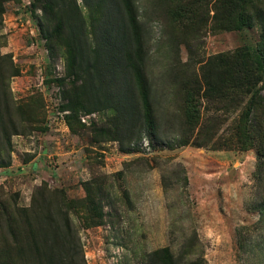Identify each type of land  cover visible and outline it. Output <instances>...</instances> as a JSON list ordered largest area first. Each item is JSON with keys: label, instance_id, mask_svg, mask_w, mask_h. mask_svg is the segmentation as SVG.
<instances>
[{"label": "rangeland", "instance_id": "1", "mask_svg": "<svg viewBox=\"0 0 264 264\" xmlns=\"http://www.w3.org/2000/svg\"><path fill=\"white\" fill-rule=\"evenodd\" d=\"M178 1L131 0L149 130L119 0H0V264H264V83L253 100L201 83L255 53L264 0L233 31L216 0L186 21Z\"/></svg>", "mask_w": 264, "mask_h": 264}, {"label": "trees", "instance_id": "2", "mask_svg": "<svg viewBox=\"0 0 264 264\" xmlns=\"http://www.w3.org/2000/svg\"><path fill=\"white\" fill-rule=\"evenodd\" d=\"M119 1L123 7L131 31V38L135 45L133 57L129 56L128 58V67L132 72L134 84L137 88L144 122L149 130H152L151 107L148 97V86L142 68V44L136 15L131 0ZM200 1L205 2L206 0ZM198 2L193 0H179L175 4V7L180 3L182 4V7H176L181 16L180 19L186 21V17L191 16L196 11L194 4ZM250 3L251 0H216L213 17L215 28L221 31H233L239 30L241 27H251L252 20L247 16V6ZM67 49L68 56L72 57L73 52L69 45H67ZM219 58L221 57L214 59ZM231 60V65L225 59L218 60L216 66L211 61L206 62L201 77L205 96L206 92H210L216 96L215 98L222 99L226 96L224 92L226 90L235 93V96H238L237 98L251 95V100H253L260 92L258 84L264 83V31L255 53H251L245 48L240 49L233 54ZM212 67L216 69L221 68V72H216L213 75L210 71ZM194 102L195 96L193 93L188 92L185 99L184 117L185 123L190 126H193L198 119ZM161 253L167 254V250L163 249Z\"/></svg>", "mask_w": 264, "mask_h": 264}]
</instances>
